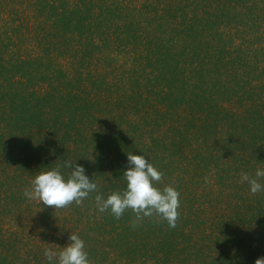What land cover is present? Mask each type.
Here are the masks:
<instances>
[{
    "label": "trees",
    "instance_id": "16d2710c",
    "mask_svg": "<svg viewBox=\"0 0 264 264\" xmlns=\"http://www.w3.org/2000/svg\"><path fill=\"white\" fill-rule=\"evenodd\" d=\"M127 153L180 193L179 219H119L96 192L54 209L24 191L66 160L105 198ZM264 0H0V264H49L72 233L91 264L264 257ZM264 186V178H258Z\"/></svg>",
    "mask_w": 264,
    "mask_h": 264
},
{
    "label": "clouds",
    "instance_id": "9594fccd",
    "mask_svg": "<svg viewBox=\"0 0 264 264\" xmlns=\"http://www.w3.org/2000/svg\"><path fill=\"white\" fill-rule=\"evenodd\" d=\"M127 162L128 167L123 172L126 189L111 192L106 198L98 192L97 184L85 175V168L70 160L64 162V166L70 169L67 178L59 167L39 172L31 181L30 188L25 189L24 196L56 210L73 203L80 206L91 193L96 192L94 199L100 212L110 211L119 219L131 210L135 217L132 221L134 226L145 218H158L174 229L180 216V193L171 185L157 187L163 180V173L143 155L127 153ZM258 178H264V170L257 169L255 177L241 174V182L249 184L253 195L264 191ZM68 240L69 243L60 251L52 248L44 250L49 264H91L85 242L79 235L71 232ZM255 264H264V257L257 258Z\"/></svg>",
    "mask_w": 264,
    "mask_h": 264
}]
</instances>
